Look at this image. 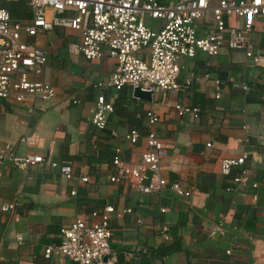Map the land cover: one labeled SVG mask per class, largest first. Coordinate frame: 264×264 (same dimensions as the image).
Instances as JSON below:
<instances>
[{"label":"crops","instance_id":"1","mask_svg":"<svg viewBox=\"0 0 264 264\" xmlns=\"http://www.w3.org/2000/svg\"><path fill=\"white\" fill-rule=\"evenodd\" d=\"M11 2L20 4V9L10 18L27 24L31 19L29 7L21 0ZM215 2L210 0V4ZM226 22L241 27L240 19L229 18ZM55 30L61 31L60 39L45 41L43 34L27 39L47 55L40 79L54 87L55 97L36 102L31 110L0 100V142L14 145L18 154H39L45 161L24 171L0 163V206L15 202L17 215L13 222L11 214L0 212V264H68L56 257L44 260L42 248L57 244L59 229L77 217L88 225L95 222L106 206L113 209L109 220L110 249L116 254V264H261V70L250 66L239 51L222 48L216 57L197 53L192 59L180 61L177 91H156L147 102L133 98L128 87L119 91L103 89L104 98L112 104V113L104 129L97 131L90 123L98 93L93 85L108 79L114 61L107 57L86 61L80 55L69 54L68 41L78 37ZM250 39L254 50L263 47L264 18L254 21ZM189 73L195 79L185 85ZM214 80L220 82L218 99L213 98ZM241 84L245 90L233 87ZM174 104L198 112L179 117ZM148 110L158 116L154 131L166 145L161 175L167 185L183 183L190 191L188 198L176 197L167 188L157 195L141 196L127 184L107 181L113 173L111 159L116 151L121 159L135 161L144 150L143 138L148 131L144 113ZM130 130L139 135L134 145L126 140ZM31 133L37 135L38 147L21 146L18 139ZM243 138L245 142L240 143ZM242 151L248 153L243 163L246 172L235 185L231 178L237 169L223 177L217 163L238 157ZM48 161L70 166L71 177L66 179L57 169L49 168ZM81 178L87 181L82 183ZM71 191L74 196H70ZM128 208L131 213H123ZM216 225H221L223 233L209 237V230ZM161 227L167 228L166 241L159 236ZM16 236L22 240L15 241Z\"/></svg>","mask_w":264,"mask_h":264},{"label":"built area","instance_id":"2","mask_svg":"<svg viewBox=\"0 0 264 264\" xmlns=\"http://www.w3.org/2000/svg\"><path fill=\"white\" fill-rule=\"evenodd\" d=\"M0 0V100L33 109L36 102L55 97L54 87L40 79L47 64V55L35 39L55 29L73 33L78 38L67 43V52L80 55L86 61L107 57L114 61V69L104 82L93 88L98 92L91 111L90 123L95 130L104 129L112 104L104 98L102 90L119 91L123 87L154 94L177 91V79L181 71L180 61L192 59L197 53L216 57L222 48L243 53L244 60L261 70L264 77V45L254 50L250 39L256 19L264 18V0H22L29 7L31 19L21 24L10 18ZM209 15V18L207 16ZM156 21L149 26L144 18ZM241 20V27L228 25L226 19ZM207 78L208 75L204 74ZM195 77L189 73L184 80L188 85ZM245 90V85H233ZM213 98L220 97V82L213 81ZM264 104V97L262 98ZM177 116L196 114L195 108L173 105ZM148 131L144 136V150L135 161H125L114 153L111 159L113 173L107 177L110 184H127L141 196L161 193L167 188L172 195L188 198L190 191L181 182L167 185L161 175V163L165 159L166 145L154 131L158 116L148 110L144 113ZM244 128V127H243ZM139 135L130 130L126 135L129 144L137 143ZM35 134H25L18 143L25 148L38 147ZM240 143L245 139H240ZM209 147V144H206ZM248 156L242 151L238 157L220 159L218 173L223 177L237 173L231 180L239 185L245 175L243 163ZM39 154H18L14 145L0 142V163L24 171L42 165ZM51 169H57L64 178L71 177L70 166L48 161ZM82 183L86 178H81ZM256 188V185H252ZM75 192L71 191L70 196ZM256 200V195L252 196ZM16 203L0 206V212L11 214L17 221ZM163 213L164 209H160ZM113 209L103 207L97 220L87 224L82 217L59 229L57 244L45 245L42 258L64 259L68 264H116V254L110 249V215ZM123 213H131L125 209ZM138 224L139 220L136 221ZM221 225L212 227L208 235L222 234ZM160 238L166 241L167 228L161 227ZM20 236L15 241L20 242ZM229 254V250L226 251ZM264 264V255L261 259Z\"/></svg>","mask_w":264,"mask_h":264},{"label":"rangeland","instance_id":"3","mask_svg":"<svg viewBox=\"0 0 264 264\" xmlns=\"http://www.w3.org/2000/svg\"><path fill=\"white\" fill-rule=\"evenodd\" d=\"M144 21L149 26H152V25L157 24L156 21L150 20V19H148L146 17L144 18ZM60 34H61V31H59V30H53V31H50V32H47V33L43 34V36L41 38H43L45 41H49L51 39H53L52 41H54V40L60 39Z\"/></svg>","mask_w":264,"mask_h":264},{"label":"trees","instance_id":"4","mask_svg":"<svg viewBox=\"0 0 264 264\" xmlns=\"http://www.w3.org/2000/svg\"><path fill=\"white\" fill-rule=\"evenodd\" d=\"M16 1H19V0H16ZM19 5L20 4L12 3L11 1H8L7 3L6 2L2 3V7L7 10L8 14L11 17H15L17 11L20 9ZM24 17H27V15H24Z\"/></svg>","mask_w":264,"mask_h":264},{"label":"water","instance_id":"5","mask_svg":"<svg viewBox=\"0 0 264 264\" xmlns=\"http://www.w3.org/2000/svg\"><path fill=\"white\" fill-rule=\"evenodd\" d=\"M132 97L135 99H141L144 101H150V94L148 92H142L138 89L132 90Z\"/></svg>","mask_w":264,"mask_h":264}]
</instances>
